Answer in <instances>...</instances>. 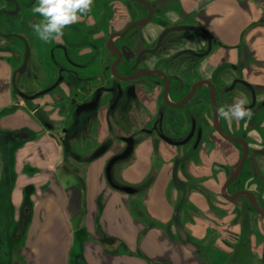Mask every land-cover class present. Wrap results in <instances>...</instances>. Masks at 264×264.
I'll return each mask as SVG.
<instances>
[{
  "label": "crops",
  "instance_id": "crops-1",
  "mask_svg": "<svg viewBox=\"0 0 264 264\" xmlns=\"http://www.w3.org/2000/svg\"><path fill=\"white\" fill-rule=\"evenodd\" d=\"M175 1L187 14L200 10L202 28L221 42L219 56L264 87V0ZM12 74L10 61L0 60V198L8 200L0 213L17 264H232L240 246L254 254L253 264L262 262L264 215L245 208L239 215V206L217 194L225 174L215 176V162L226 169L238 158L231 142L217 136L218 150H202L199 162L179 167L180 182L172 177L176 148L151 136L108 170L114 150L98 151L115 137L111 118L60 116L53 93L27 103L15 96ZM255 245L260 250L251 252Z\"/></svg>",
  "mask_w": 264,
  "mask_h": 264
},
{
  "label": "flooded vegetation",
  "instance_id": "flooded-vegetation-1",
  "mask_svg": "<svg viewBox=\"0 0 264 264\" xmlns=\"http://www.w3.org/2000/svg\"><path fill=\"white\" fill-rule=\"evenodd\" d=\"M3 1L9 3V9L4 11L9 15V32L0 35L9 38L16 97L31 103L53 93L52 109L60 116L110 117L107 127L115 137L101 146L114 150V157L127 154L128 149L133 152L150 136L175 147L172 177L176 168L179 182V167L199 162L202 150H218L215 138H224L217 130L219 125L226 134L243 138L248 154L225 190L233 196L230 200L223 186L238 171L243 147L226 139L239 152L231 167L224 169L215 162V176L225 174L217 194L241 209L257 212L246 194L250 192L264 210V87L247 82L239 76L236 63L228 56H219L221 42L213 36L209 38L201 29L197 20L200 10L191 14L179 10L181 21L169 25L166 12L158 9L165 8L167 2L147 0L152 16L145 23H137L149 16L144 3L94 0L91 11L79 23L66 28L61 41L45 43L31 27L41 19L32 11L37 0ZM16 55H20L17 63ZM49 88L53 89L46 91ZM240 96L248 100L251 119L229 123L220 118L218 109L231 105ZM45 125L53 128L49 120ZM64 130L61 127L62 135L67 134ZM124 138H130L131 143ZM59 140L69 148L68 137ZM188 174L194 177L189 171ZM200 188L201 193L209 194L207 187Z\"/></svg>",
  "mask_w": 264,
  "mask_h": 264
},
{
  "label": "clouds",
  "instance_id": "clouds-1",
  "mask_svg": "<svg viewBox=\"0 0 264 264\" xmlns=\"http://www.w3.org/2000/svg\"><path fill=\"white\" fill-rule=\"evenodd\" d=\"M94 0H37L32 11L41 19L31 25L35 35L43 42L61 41L64 30L81 21L91 11ZM210 75V74H209ZM246 97H237L231 105L218 109V115L227 122L251 119L252 112L246 107Z\"/></svg>",
  "mask_w": 264,
  "mask_h": 264
},
{
  "label": "rangeland",
  "instance_id": "rangeland-1",
  "mask_svg": "<svg viewBox=\"0 0 264 264\" xmlns=\"http://www.w3.org/2000/svg\"><path fill=\"white\" fill-rule=\"evenodd\" d=\"M204 1H207L208 2V0H204ZM161 4H163V2ZM178 5L179 4L177 2H173V4H169L167 6L165 5L166 6L165 8H161V7L158 6V9H159V11H161V13H165L166 12V15L165 16H167V18H168L167 19V24L170 25L173 22L176 23L177 21L178 22L181 21L180 16H178L179 10H181V12L186 13L183 10L184 8H181L180 9V7H178ZM8 9H9V3H6L3 0H0V12H2V15H0V32H4V33L9 32V15H6L4 13V11L5 10H8ZM232 41H233V39H232ZM18 58L20 59V55H16V58L14 59L15 60V63L18 62V60H17ZM3 59L6 62H8V64H9V38H6L5 39L4 37H2L0 35V60H3ZM227 77L229 78V76H223V78H226V79H227ZM23 87L26 88L25 86H23ZM35 88H38V87L34 86V89ZM19 99H22V98L20 97ZM157 149H158V147L156 145L153 148H151V150H153V152H156L154 156H158L157 154L160 155V152ZM11 151H12V148H11V150L9 152V155H10ZM162 152H169V151L166 150L165 148H162L161 149V153ZM145 158H147V156ZM139 183L144 188V187L147 186V184L149 182L146 179V180H143V182H139ZM0 190L3 191L2 189H0ZM1 191H0V196H1ZM3 196H4L3 198H0V205L7 204V201L8 200H7L6 193H4ZM237 209H238L239 215H240V210H241V212H244V209H240V208H237ZM245 209H247V208L245 207ZM255 213H258V212H255ZM10 218H11V216L9 215V225H10V222H11L10 221ZM4 219H5V217H4L3 213H0V228H1V226L3 227V230H0V239L4 240V241H1L2 243L0 242V264H17L15 257H11V254H10V252H11V246L9 245V234H11L12 231H10L11 229H9V230H6L5 229V227L3 226L4 223H2V221ZM260 225L262 227H264V223H261ZM250 230H253V227ZM242 233L243 234H241V235H239V234L232 235L231 238L235 242L236 239L239 240V237L240 236L243 237L244 234L246 235V233L244 231ZM251 236H252V234H251ZM246 241L248 243V247L247 248L250 249L249 240L247 239ZM260 248H261V246L258 249L256 247V245H255L251 249V252H254L257 249L260 250ZM243 249L244 248H241V246L239 247V249H238L239 250V254L238 253L237 254H234V257L231 258V262H233L234 264H240V260L242 259V261H243L242 264H247V262H248V264H251V263L253 264L254 263V260H253L254 254L253 253H250L249 250H246L245 252H242ZM260 264H264L263 263V260H262V262H260Z\"/></svg>",
  "mask_w": 264,
  "mask_h": 264
},
{
  "label": "water",
  "instance_id": "water-1",
  "mask_svg": "<svg viewBox=\"0 0 264 264\" xmlns=\"http://www.w3.org/2000/svg\"><path fill=\"white\" fill-rule=\"evenodd\" d=\"M135 1H139V2H142V3H144L148 8H149V16H148V18H146V19H144L143 21H141V22H137V23H145L146 21H148L149 20V18L152 16V8H151V6H150V4H149V2L147 1V0H135ZM206 34H207V36L209 37V38H211L212 36H211V34L205 29V28H201ZM28 55H29V49H28V47H27V51H26V59L28 58ZM24 64L21 66V70H23L24 69ZM239 81H241V80H239ZM242 82H244V81H242ZM51 89H53V88H49V89H47L46 91H49V90H51ZM19 94L21 95V96H23V97H26L27 95H25L24 93H22V92H19ZM38 96V94H36V95H33L31 98H35V97H37ZM217 125V124H216ZM217 130H218V132L225 138V139H227V140H229V141H232V142H238V143H240L241 145H242V147H243V154H242V156H241V160H240V162H239V167H238V171H236V172H234V173H232L231 174V177L229 178V180H227V182L224 184V186H223V193L225 194V196L227 197V198H229L230 200H232L233 199V196L232 197H230V196H228L226 193H225V190H226V188H227V186L235 179V177H236V175L238 174V172H239V170L241 169V167L243 166V163H244V161H245V159H246V157H247V154H248V147H247V143H246V141L243 139V138H241V137H237V136H232V135H228V134H226L223 130H222V128L219 126V125H217ZM27 135L24 133V132H21L20 134H19V137H21V138H23V137H26ZM127 142H129V143H131V139L130 138H124ZM165 139V138H164ZM165 140H167L168 142H171L169 139H165ZM184 142H175V144H183ZM105 149V146H103V147H101L100 149H99V151H98V153H101V152H103V150ZM131 149H128L127 151H130ZM121 156H117V157H115L114 159H112L111 161H110V163H109V166H108V170H110V167H111V165L113 164V162H115L117 159H119ZM173 178H174V180L176 181V182H179V180H178V177H177V170H176V168L174 169V172H173ZM126 190H128L129 191V189L130 188H125ZM246 194H248V196H249V200H250V202H251V204H252V206H253V208L259 213V214H261V215H264V210L262 209V208H260L257 204H256V202L254 201V199H253V195H252V193H250V192H246ZM178 232L180 233V235L183 237V238H185V233H184V231H183V229L180 227V226H178ZM263 263H264V253H263Z\"/></svg>",
  "mask_w": 264,
  "mask_h": 264
},
{
  "label": "trees",
  "instance_id": "trees-1",
  "mask_svg": "<svg viewBox=\"0 0 264 264\" xmlns=\"http://www.w3.org/2000/svg\"><path fill=\"white\" fill-rule=\"evenodd\" d=\"M0 206H1V208H2L1 211H2V212H6V209H5L6 204H5V205H0Z\"/></svg>",
  "mask_w": 264,
  "mask_h": 264
}]
</instances>
